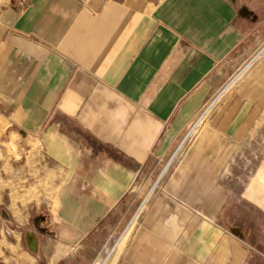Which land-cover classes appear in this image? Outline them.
Returning <instances> with one entry per match:
<instances>
[{"label": "crops", "instance_id": "1", "mask_svg": "<svg viewBox=\"0 0 264 264\" xmlns=\"http://www.w3.org/2000/svg\"><path fill=\"white\" fill-rule=\"evenodd\" d=\"M258 10L250 0H0V149L36 178L48 211L35 250L1 227L0 264H78L75 247L117 223L155 152L171 162L165 192L115 264H264V64L214 110L217 151L158 152L264 33Z\"/></svg>", "mask_w": 264, "mask_h": 264}, {"label": "rangeland", "instance_id": "2", "mask_svg": "<svg viewBox=\"0 0 264 264\" xmlns=\"http://www.w3.org/2000/svg\"><path fill=\"white\" fill-rule=\"evenodd\" d=\"M251 3L259 6L260 14L264 15V0H250ZM254 56V65L252 72L261 64H264V33L257 35L255 40L247 46L243 52L236 56L235 60L229 65V73L221 85L226 82L232 74L242 67L249 56ZM248 76V77H249ZM240 84V83H239ZM238 84V85H239ZM220 85V86H221ZM234 86L229 92L219 101L214 109L207 115L200 114L193 122L164 149L158 150L165 154H183L190 152L210 153L217 151V146L211 147L209 143L210 136V118L214 110L223 104L238 86ZM219 86V87H220ZM218 87V88H219ZM217 88V89H218ZM212 94L210 101L213 97ZM206 138V141H205ZM0 149V230L4 224L9 225L10 236H17L20 239L21 246L28 249L26 235L30 233H41L43 226L41 224L42 217L48 213L45 207L37 206V199L44 194H40L33 187L36 178L19 175V163L15 161L14 156L11 159L3 158ZM16 153V149L13 150ZM11 151H7V154ZM166 156L160 157L157 152L152 156L150 162L145 166L143 173L138 178L134 188L127 194L118 209L117 223L112 227L104 230L100 236L91 238L83 245L75 247V260L78 264H92L98 255L100 256V264H115V260H119L121 252L128 248L131 238L135 232L141 227L146 213L152 206V203L157 200L160 193L165 192V176L171 162L163 160ZM18 158V157H17ZM9 159V160H8ZM32 168L31 165L27 169ZM31 173L33 172L32 169ZM235 182H233L234 184ZM239 194H229L236 197ZM43 198V197H42ZM22 204H29L28 208H21ZM16 234V235H14ZM119 242V244H118ZM1 247V242H0Z\"/></svg>", "mask_w": 264, "mask_h": 264}, {"label": "built area", "instance_id": "3", "mask_svg": "<svg viewBox=\"0 0 264 264\" xmlns=\"http://www.w3.org/2000/svg\"><path fill=\"white\" fill-rule=\"evenodd\" d=\"M254 56L250 55L245 64L238 68L232 76L217 89L212 99L205 104L203 110L200 112L201 116H207L231 88L238 85L249 76L255 60H257Z\"/></svg>", "mask_w": 264, "mask_h": 264}, {"label": "water", "instance_id": "4", "mask_svg": "<svg viewBox=\"0 0 264 264\" xmlns=\"http://www.w3.org/2000/svg\"><path fill=\"white\" fill-rule=\"evenodd\" d=\"M27 242L31 247V249L33 250L37 249V241L33 233L27 235Z\"/></svg>", "mask_w": 264, "mask_h": 264}]
</instances>
